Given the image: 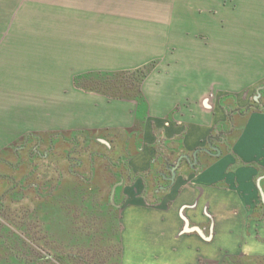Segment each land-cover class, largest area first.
<instances>
[{"label": "crops", "instance_id": "1", "mask_svg": "<svg viewBox=\"0 0 264 264\" xmlns=\"http://www.w3.org/2000/svg\"><path fill=\"white\" fill-rule=\"evenodd\" d=\"M193 6L249 25L252 32L237 38L246 41V52L249 45L259 52L239 57L238 40L214 38V74L228 76L229 84L220 83V96L209 108L203 74L197 71L191 82L188 63L161 72L164 64L177 61L175 45L188 49L184 29ZM197 22L206 25L203 17ZM14 27L23 29V36L37 37L38 48L58 69L40 78L41 91L74 92L76 109L90 102L85 107L93 108L91 127L101 124L103 100L136 104L127 121L137 118L139 143L123 168V180L112 183L108 202L96 194L98 185L85 191L87 199L94 195L106 203L102 211L119 224L120 264H201L219 260L223 251L264 254V90L254 102L244 96L264 89V0H236L235 6L224 0H0V44ZM222 44L228 60L221 56ZM153 60L160 63L143 81L140 102L92 89L97 73L133 70ZM247 70L262 78L239 88L236 78L252 75ZM190 93L195 114L165 118L175 105L189 102ZM184 154L189 158L181 159ZM174 164L179 165L172 180Z\"/></svg>", "mask_w": 264, "mask_h": 264}, {"label": "rangeland", "instance_id": "2", "mask_svg": "<svg viewBox=\"0 0 264 264\" xmlns=\"http://www.w3.org/2000/svg\"><path fill=\"white\" fill-rule=\"evenodd\" d=\"M177 1L179 4L180 0ZM224 1L227 5L236 4V0ZM202 17L204 27L197 22ZM189 20V28L184 29L189 32L188 49L181 51L175 45L177 61L172 59L169 65L164 64L161 72H173L182 63H188L193 82L199 71L204 75L203 98L205 107L209 108L220 96L217 92L220 83L229 84L224 81L229 80L228 76L214 74V38L218 37L222 43L224 39L226 43L230 37L238 40L245 33L250 34L252 29L246 28L247 24L237 23L238 18L230 21L223 13L209 11L207 7L193 6ZM255 25L252 28L260 32L261 28ZM21 30L12 28L0 44V264H68L71 260L76 264H110L111 261L116 264L117 246L98 239L95 234H104L105 221L82 218L73 209L63 207L70 204L72 197L76 202L81 199L78 196L82 191L95 190L93 186L97 185L96 194L101 200L108 202L111 198L112 183L123 180V168L128 164L132 148L139 143V140L135 143L137 118L131 124L127 121L136 104L103 100L99 108L102 118L98 119L101 124L91 127L93 108L85 107L90 102L83 101L80 109H76L71 99L74 92L41 91L40 78L52 76L58 69L53 59L38 48L37 37L23 36ZM238 42L239 57L258 55V48L254 51V46L249 45L246 52V41ZM220 48L223 60H228L226 44ZM243 71H246L244 67ZM247 72L248 76L236 78L239 88L247 87L251 79L262 78L255 75V70ZM263 90L245 92L244 96L254 102L253 96L258 99ZM185 94L177 93L178 101H182ZM191 95L189 102L175 105L165 118L169 120L184 112L195 114ZM148 106L147 103L146 114ZM123 109L126 116L122 118ZM108 166L115 172H107ZM86 197L81 199L84 204L80 208L98 201L94 195ZM113 197L119 210V196ZM106 207L105 203L101 209ZM257 256L264 254L223 251L219 260L217 256L216 260L207 259L201 264H224V260L231 257L240 259L230 264H246L250 263L248 257Z\"/></svg>", "mask_w": 264, "mask_h": 264}, {"label": "trees", "instance_id": "3", "mask_svg": "<svg viewBox=\"0 0 264 264\" xmlns=\"http://www.w3.org/2000/svg\"><path fill=\"white\" fill-rule=\"evenodd\" d=\"M157 62V60H153L133 70L97 73L93 76L92 79V89L111 97L135 99L140 102L144 99L142 93V83L151 73V71L156 67ZM85 196H87L86 193L82 191V194L78 197L84 199ZM80 200H77L76 202H70V204L65 205L63 209L66 210L67 207L68 210L73 209L75 214L79 213V216H81L82 218L92 217L91 219H93L95 222L105 221L103 223L104 234H95L98 236V239L100 238L101 240H105L112 246H117V254L115 255L114 260L116 264H120L121 248L118 234L120 229L119 224L117 223V221L113 220L111 216L110 218H108V215L104 214V212L102 211L103 209H101V202L86 203L87 205L84 206L85 208H80L81 205L84 204V201L81 200V202ZM77 210L81 211L79 212ZM105 216H107V218ZM95 234L94 237H96ZM238 259L240 258L231 257L230 259H225L224 264H230L231 261H237ZM248 259L250 260V263L246 262V264H264V256H257L253 258L248 257L247 260ZM112 263L114 262L111 261L110 264ZM68 264L76 263H72L71 260L68 261Z\"/></svg>", "mask_w": 264, "mask_h": 264}, {"label": "water", "instance_id": "4", "mask_svg": "<svg viewBox=\"0 0 264 264\" xmlns=\"http://www.w3.org/2000/svg\"><path fill=\"white\" fill-rule=\"evenodd\" d=\"M216 149H217V151L220 150V149L217 148V147H216ZM184 157L189 158V156H188L187 154H184V155L181 156V159L184 158ZM178 165H179V164L173 165V168H172L173 177H171L172 180H174V177H175V175H176V169H177ZM186 228H187V225H186Z\"/></svg>", "mask_w": 264, "mask_h": 264}]
</instances>
